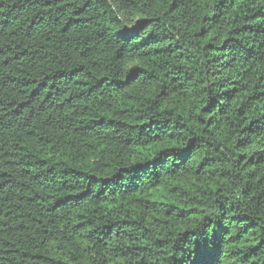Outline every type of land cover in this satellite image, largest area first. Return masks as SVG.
I'll return each instance as SVG.
<instances>
[{
	"label": "trees",
	"instance_id": "1",
	"mask_svg": "<svg viewBox=\"0 0 264 264\" xmlns=\"http://www.w3.org/2000/svg\"><path fill=\"white\" fill-rule=\"evenodd\" d=\"M0 264H264V0H0Z\"/></svg>",
	"mask_w": 264,
	"mask_h": 264
}]
</instances>
